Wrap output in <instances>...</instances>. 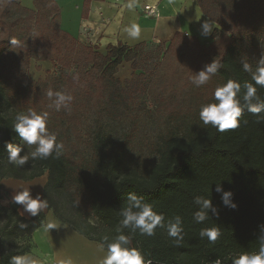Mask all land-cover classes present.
<instances>
[{
    "label": "trees",
    "instance_id": "trees-1",
    "mask_svg": "<svg viewBox=\"0 0 264 264\" xmlns=\"http://www.w3.org/2000/svg\"><path fill=\"white\" fill-rule=\"evenodd\" d=\"M90 1L85 0V9ZM197 2L204 16L217 27L209 45L182 33H177L168 45L159 44L180 70L173 74L179 86H169L171 93L161 98L156 113L177 126L165 128L159 135L154 145L158 161L151 164L134 161L128 155V146L139 132L140 119L149 112L140 103L148 93L146 79L153 74L144 53L149 43L110 46L103 54L60 28V8L55 0H35L34 9L23 7L19 0H2L0 190L5 179L32 181L47 173L43 189L47 210L60 223L99 244L105 236L111 239L119 234V211L129 195L142 197L155 212L164 215L165 226H158L153 236L129 229H124V234L131 237L132 246L140 249L152 264L231 261L244 252L258 251V238L264 226V120L258 122L257 115L244 110L241 126L221 133L205 126L199 111L202 105L216 102L215 89L229 79L241 84V98L245 92L243 85L254 84L251 74L243 71L241 61L247 59L255 71L257 61L264 55V0ZM40 47L45 57L55 53L51 56L56 63L67 69L74 67L71 55H83L76 68L81 67L94 82L86 95L97 113L89 158L71 142L65 125L68 110L57 112L49 108L52 100L48 95L20 80L30 66L31 50ZM214 60L220 65L217 73L205 86L195 87L193 75ZM123 64H131L133 70L132 78L124 83L116 77ZM256 87L257 95L264 100V88ZM29 110L49 112L48 129L63 143L62 155L47 160L31 159L25 169L6 170L5 142L21 145L13 130L15 117ZM101 115L114 122L128 119V128L118 140L111 141L104 134ZM217 184L233 193L235 209L223 205L222 194L216 192ZM196 196L211 199L219 215L210 212L206 221L195 223L193 214L199 210L194 203ZM20 207L11 202L0 212V264H11L12 256L31 253L33 234L45 223L43 213L26 218L20 214ZM177 215L182 217L184 228V240L179 246L167 232L168 220ZM210 227L221 230L222 235L215 242L199 237L202 228Z\"/></svg>",
    "mask_w": 264,
    "mask_h": 264
},
{
    "label": "clouds",
    "instance_id": "clouds-1",
    "mask_svg": "<svg viewBox=\"0 0 264 264\" xmlns=\"http://www.w3.org/2000/svg\"><path fill=\"white\" fill-rule=\"evenodd\" d=\"M27 2V0H26ZM127 7L134 8V0H129ZM211 23L204 22L202 25V35L207 36L211 31ZM124 31L131 39H138L141 35V28L137 23H131ZM14 43V41H12ZM243 71L251 74L253 83L243 85L245 92L241 98V84L229 79L222 86H218L214 91L216 102L207 103L201 106L199 119L205 126L216 128L224 133L229 130L237 129L241 126V115L244 110L257 115L258 122L264 120V100L257 95V87L264 88V55L257 61V67L253 71L247 59L241 61ZM220 65L216 60L206 65L198 74L193 75L192 83L195 87L205 86L210 79L217 73ZM77 77H74V79ZM48 97L52 100L49 108L59 112L61 110H70V104L73 97L63 91H48ZM54 97V98H53ZM16 123L13 127L15 133L21 139V145L14 146L10 142H5L8 150V162L17 167L25 166L29 158L33 161L47 160L49 158H59L63 152V143L58 142V137L48 129L49 112L38 113L29 110L27 113L17 114ZM244 123H247L245 120ZM25 145L35 146L30 153L22 155ZM216 192L221 193V200L224 206L235 209L237 205L233 203V193L224 191L217 184ZM12 202L23 206V211L35 217L43 209L48 207V200L42 198L39 194L33 197L29 187L21 188L12 197ZM194 203L198 206V211L193 214L195 223H203L209 218V213L219 215V211L213 206L212 200L204 196L194 197ZM126 205V206H125ZM119 211L122 219L120 226L116 229L119 233L113 238L104 237V242L100 244V250L104 252L103 258L99 264H152L144 253L132 246L131 237L124 234V229H129L132 233L139 231L140 235L153 236L156 228L164 227L165 217L161 213L153 210L151 204L145 203L142 197L130 194L128 202ZM45 231L57 229L55 222H49L44 226ZM168 236L179 246L184 240L183 219L177 215L167 222ZM222 235L219 227L202 228L199 231L201 239L207 238L209 242H215ZM259 249L255 252H244L237 257H233L231 264H264V226L261 229V235L258 238ZM11 264H43V261L36 256L25 253L11 257ZM60 264H74L72 258L60 261ZM215 264H221L217 259Z\"/></svg>",
    "mask_w": 264,
    "mask_h": 264
},
{
    "label": "crops",
    "instance_id": "crops-1",
    "mask_svg": "<svg viewBox=\"0 0 264 264\" xmlns=\"http://www.w3.org/2000/svg\"><path fill=\"white\" fill-rule=\"evenodd\" d=\"M55 1L60 8V28L81 43L97 47L103 54H107L110 46L135 47L141 43L167 45L177 33L196 37L209 45L217 27L204 16L197 0H134L131 10L127 7L129 0H91L87 9L85 0ZM19 2L25 8H35V0ZM147 6L155 9L156 14L150 15ZM206 21L212 24V31L203 36L202 25ZM131 23H137L141 28L138 39L129 38L124 31ZM15 182L11 178L1 182L3 192L9 196L8 204L15 193L25 187H29L34 197L41 193L43 198L45 184L34 186L29 184L31 182H22L18 185ZM19 211L26 218L32 217L29 213L24 214L22 209ZM45 215L44 225L33 234V248L29 254L41 259L43 264H60L61 260L69 257L74 264H99L105 254L100 250L99 243L60 223L53 213L45 212ZM49 222H55L57 229L45 231L44 226Z\"/></svg>",
    "mask_w": 264,
    "mask_h": 264
},
{
    "label": "rangeland",
    "instance_id": "rangeland-1",
    "mask_svg": "<svg viewBox=\"0 0 264 264\" xmlns=\"http://www.w3.org/2000/svg\"><path fill=\"white\" fill-rule=\"evenodd\" d=\"M1 2L2 0H0V3ZM201 43L204 45L208 44V42ZM42 51V47L31 50L30 66L27 70L26 76L21 77L20 80L25 86L37 89V92L42 91L46 95L48 91H63L73 97L70 104V110L67 111L68 118L65 125L68 127V134L71 137V142L76 146L75 149L89 158L92 152L91 143L97 113L90 98L86 95L87 89H93L94 82L86 76L81 67L76 68V62L78 60L82 61L83 55H71V60L75 62L74 67L71 66L67 69L62 67V64L59 62V64L56 63V59L53 58L55 53H51L53 56L49 55L48 57H45L41 53ZM144 53H146L145 57L147 58V64L153 70V74L146 79L148 93L140 100V103L142 107L147 108L149 112L144 113L140 119L139 132L132 143L128 146V155L134 161L154 164L158 161L154 145L158 142L159 135L165 128H174L177 126L176 124H171L172 122H169L164 116L158 115L156 113V108L161 98L171 93L169 86L171 88L172 85L179 86L176 84L173 74L175 70L179 71L180 68L176 67V62L166 55L165 48L159 46V44H147ZM157 60L158 63L160 62V66L159 64L156 65ZM132 73L133 70L131 65L124 64V66L120 67L116 77L124 83L132 78ZM139 73L141 72L139 71ZM74 77L77 78L74 79ZM104 104L105 103H103V106H105ZM101 120L104 134L107 135L111 141L118 140L120 135L128 128L127 118L114 122L106 118L105 115H101ZM23 147L24 152H22V155L27 152L30 153L35 148V146L28 145ZM30 162L31 158H29V161L25 166L17 167L6 160L4 162V167L6 170H9L12 167L25 169ZM47 177L48 175L46 173L36 180H19L18 182H15L16 179H14V182L18 185L22 182H31L29 184L39 186L40 184H46ZM0 194L3 197L0 201V212H2V210H5L10 206L11 202L8 204L7 200H9V196L5 195L3 189L0 190ZM39 195L41 196V193H39ZM21 207L20 209H22V212L27 214V212H24ZM43 211L44 212L41 211L40 214L43 213L45 215V212L52 213L47 209H43ZM40 214L36 217H39ZM38 242L40 243L41 239H39Z\"/></svg>",
    "mask_w": 264,
    "mask_h": 264
},
{
    "label": "built area",
    "instance_id": "built-area-1",
    "mask_svg": "<svg viewBox=\"0 0 264 264\" xmlns=\"http://www.w3.org/2000/svg\"><path fill=\"white\" fill-rule=\"evenodd\" d=\"M146 10H147V12L150 15H155L156 14L155 9H153V8H151L149 6L146 7ZM220 261H221V264H231V261H229V260H220ZM215 262L216 261H214V262H208V263H203V264H215ZM50 264H55V263H50Z\"/></svg>",
    "mask_w": 264,
    "mask_h": 264
}]
</instances>
